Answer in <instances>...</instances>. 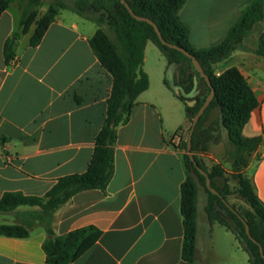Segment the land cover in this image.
Wrapping results in <instances>:
<instances>
[{
	"label": "crops",
	"instance_id": "crops-1",
	"mask_svg": "<svg viewBox=\"0 0 264 264\" xmlns=\"http://www.w3.org/2000/svg\"><path fill=\"white\" fill-rule=\"evenodd\" d=\"M254 1L186 0L178 16L192 47L201 50L221 44ZM19 19L9 9L0 18V197L6 192L44 196L60 177L86 172L113 84L89 46L98 25L73 10H61L35 47L30 46L31 27L16 41L15 59L7 64L3 44ZM260 40L264 18L245 38L247 49L213 63L212 70L220 76L237 68L258 101L242 134L261 138L248 155L245 174L264 204V58L251 50ZM153 45L147 42L143 65L149 88L116 129L115 168L107 189L81 191L53 215L56 235L90 226L101 232L95 245L70 264H187L182 143L190 128L184 104L165 83L168 60ZM209 154L198 157L212 160ZM37 210L19 206L0 212V224H14L21 214ZM46 238L39 223L27 238L0 235V264H47ZM194 264H250L236 236L211 224L199 204Z\"/></svg>",
	"mask_w": 264,
	"mask_h": 264
},
{
	"label": "trees",
	"instance_id": "trees-1",
	"mask_svg": "<svg viewBox=\"0 0 264 264\" xmlns=\"http://www.w3.org/2000/svg\"><path fill=\"white\" fill-rule=\"evenodd\" d=\"M16 0H0V18ZM133 12L153 21L160 29L163 38L194 55L204 72L211 80V86L195 69L191 58L184 53L163 45L154 27L146 21L135 19L121 0H73L70 7L76 14L94 21L98 29L89 39V46L102 67L112 77V89L107 100L104 124L96 136L94 152L88 170L82 174L60 177L44 196L26 195L22 192H6L0 197V212H10L19 206H37L39 210L21 214L14 224H0V235L13 238H27L36 223L44 227L47 238L43 243L47 264H70L77 261L91 249L101 236L93 226L56 235L52 228L53 215L57 209L81 191L98 189L105 191L114 173L117 126L129 119L137 97L149 88V77L143 69L145 47L153 42L168 60L165 83L173 94L184 104L188 122H192L202 107L211 87L215 95L200 117L192 137V148L198 165L209 174L210 186L206 177L194 166L187 152L184 153L187 178L182 185L181 212L184 217L185 241L183 259L187 264L196 260L198 230V191L199 185L207 193L205 207L208 221L219 223L230 230L249 255L250 264H264L260 246L264 254V204L255 192L250 179L245 174L248 155L255 151L260 137L245 138L243 128L249 121L251 112L258 101L246 78L237 68H231L216 76L212 64L229 57L238 49H247L245 38L254 24L264 18V0H255L240 14L237 22L229 30L225 40L214 47L196 50L189 41V29L180 20L178 11L186 0H125ZM24 3L17 30L3 44V56L7 64L15 59L13 47L17 40L27 34L34 25L30 46L42 41L49 26L58 13L68 6L62 0H55L41 14L43 0H19ZM104 26L113 34L112 39ZM264 58V41L251 49ZM227 132L232 168L237 180L238 196L248 205L245 211L231 206L226 207L230 189L224 171L213 166L210 171L198 157L199 152H208L210 145L218 143L221 131ZM187 150V142H183ZM219 205L226 211L223 215L215 210ZM249 226L251 237L246 233Z\"/></svg>",
	"mask_w": 264,
	"mask_h": 264
},
{
	"label": "rangeland",
	"instance_id": "rangeland-1",
	"mask_svg": "<svg viewBox=\"0 0 264 264\" xmlns=\"http://www.w3.org/2000/svg\"><path fill=\"white\" fill-rule=\"evenodd\" d=\"M54 1L55 0H43V6L40 8V10L42 12L38 16V18H40L42 16V13L44 11H46V9L48 8V5ZM62 1L68 6L67 10L71 11L70 7L72 5L73 0H62ZM23 6H24V3L20 4L19 0H16L13 4H11L9 6L8 9L13 14H15V16L19 17L21 14ZM93 24L97 28V26H96L97 24L95 22ZM104 29L107 31L109 36L112 39H114V36L109 31L108 27L104 26ZM153 46L155 47V45H153ZM155 49H156V47H155ZM157 50H159V49H157ZM153 59H154V56L149 53L150 63L153 62ZM183 108H185V107H183ZM184 111H185V109H184ZM190 126H191V123L189 122V128H190ZM223 137H226V138L222 139ZM182 150L184 151V153L187 152V150H185L183 147V143H182ZM232 151H233V147L228 142L227 132L225 130H222L220 141L218 143L211 144L208 152H199L198 155L207 154V153L208 154L211 153L214 155L213 156L214 158L212 160H205L204 157H202L201 161L205 164L208 171H210L212 169V167L216 166V165L219 166L220 168H222V170L224 171V175L226 176V178L228 180L227 183H228V186L230 189V194H229L228 200H227L228 204L230 206H234L235 208L239 209L240 211H245L246 208H248V205L245 204L244 201L237 194L238 184H237V180L235 178V176H236L235 171L232 168V161H231V157H230V153ZM200 157H201V155H200ZM207 203H208L207 193L205 192L204 187L199 185L198 204H199L200 208L202 209V211L205 213L206 217H207V214L205 212V207H206Z\"/></svg>",
	"mask_w": 264,
	"mask_h": 264
},
{
	"label": "water",
	"instance_id": "water-1",
	"mask_svg": "<svg viewBox=\"0 0 264 264\" xmlns=\"http://www.w3.org/2000/svg\"><path fill=\"white\" fill-rule=\"evenodd\" d=\"M121 2L125 5V7L127 8V10L129 11V13L137 20L140 21H146L149 24H151L154 27L155 32L158 35L159 40L161 41V43L163 45H166L170 48L176 49L182 53H184L186 56H188L189 58H191L192 63L195 67V69L200 73V75L206 80V82L211 86V80L210 78L207 76V74L204 72L200 62L198 61V59L192 55L191 53H189L187 50H185L184 48L175 45V44H171L169 42H167L163 36L162 33L160 31V29L158 28V26L151 21L150 19L146 18V17H140L138 15H136L133 10L131 9V7L129 6V4L125 1V0H121ZM215 95V89L213 87H211V93L208 95V97L206 98L205 102L203 103L202 107L200 108V110L197 112V114L195 115V117L193 118L192 122H191V126H190V130H189V135H188V140H187V153L189 155L190 160L193 162L194 166L199 170V172H201L202 174H204V176L206 177V185L209 188V190H211L214 194L219 195L218 191L214 188H212L210 186V178H209V174L203 170L197 163V161L195 160V157L193 155V153L191 152V148H192V137H193V133L195 130V127L200 119V117L202 116V114L204 113V111L206 110V108L208 107V105L210 104V102L212 101L213 97ZM226 207H228L229 209L233 210L231 208V206L228 204V202L226 200H223ZM215 210L223 215H226V211L221 208L219 205L215 206ZM246 233L248 234V236L255 241L251 235H250V231H249V226L246 224ZM260 252L264 258V254H263V248L262 246H260Z\"/></svg>",
	"mask_w": 264,
	"mask_h": 264
}]
</instances>
